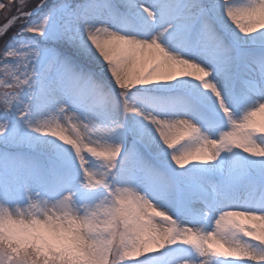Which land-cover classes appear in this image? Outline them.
I'll return each instance as SVG.
<instances>
[{
    "label": "snow or ice",
    "instance_id": "snow-or-ice-1",
    "mask_svg": "<svg viewBox=\"0 0 264 264\" xmlns=\"http://www.w3.org/2000/svg\"><path fill=\"white\" fill-rule=\"evenodd\" d=\"M0 16V200L135 187L159 211L141 202L81 264H113L117 240L120 264H139L145 232L180 230L169 219L183 234L149 256L182 246L183 264H264V0H0ZM154 85L182 91L130 102ZM68 126L90 134L98 176ZM35 256L15 234L0 241V264L48 259Z\"/></svg>",
    "mask_w": 264,
    "mask_h": 264
},
{
    "label": "clouds",
    "instance_id": "clouds-1",
    "mask_svg": "<svg viewBox=\"0 0 264 264\" xmlns=\"http://www.w3.org/2000/svg\"><path fill=\"white\" fill-rule=\"evenodd\" d=\"M258 117L259 122H264V111H260ZM66 133V142L71 140L79 146L80 158L88 165L89 177L98 176L97 161L85 156L93 143L88 131L83 128L77 131L68 126ZM189 146L195 147L194 144ZM95 147L99 150L101 145L97 143ZM92 186L102 187V182ZM141 202L146 203L153 213L159 211L156 205L147 200L143 191L135 187H116L105 196L86 203L68 194L50 198L34 190L30 199L15 204L0 200V241L15 234L25 249H31L36 254L37 261H41L42 257L48 258L42 264H49L53 259L56 264H81L95 245L107 239L110 228L119 224L123 232L124 220L129 213L139 210ZM159 214L169 219L162 212ZM169 224L180 230L175 234L166 229L145 232L132 258L138 260L139 264H151L155 257L148 255L149 249L159 250L163 244L179 239L183 234V226L170 219ZM185 242H188L187 239ZM112 260L113 264H120L119 240ZM28 264H32L31 259Z\"/></svg>",
    "mask_w": 264,
    "mask_h": 264
},
{
    "label": "rangeland",
    "instance_id": "rangeland-1",
    "mask_svg": "<svg viewBox=\"0 0 264 264\" xmlns=\"http://www.w3.org/2000/svg\"><path fill=\"white\" fill-rule=\"evenodd\" d=\"M115 2H119V0H115ZM4 23V17L0 16V25H2ZM0 71H2V69H0ZM179 82H177L178 84ZM147 92L148 95H152V96H158V97H162V98H167V97H171L173 95H175L177 92L182 91L180 88L177 87V85H154L151 87V89L148 90H133V92L130 95V102H136L137 99L144 94V92ZM0 111H2V109H0ZM4 119V115L3 113H0V120ZM138 118L133 116H130L129 120L130 122H135ZM260 117H257V120H259ZM11 121L13 126H17L18 123H22L20 121L17 120L16 115L13 114L11 116ZM224 130H227V125L225 124ZM230 130V129H229ZM209 135H218V132H209ZM0 149H3V145H0ZM9 151H19L20 153L24 154V153H28L31 150L28 149L27 147H24L22 149L16 150V149H9ZM36 155L39 156L41 161L46 162L48 157L47 154L41 150L38 151L36 153ZM91 159V158H90ZM95 163V162H94ZM82 180V177H81ZM4 181V171L2 168H0V184H2ZM77 190L79 189V184L74 186ZM3 194V193H0ZM101 197L100 193H97L94 197H92L91 199L97 200L98 198ZM185 226H191V225H185ZM257 228H261V225H256ZM189 258V251L186 250L184 247L182 246H174V247H170L169 249H166L164 252L159 253L156 255L155 260L153 261V264H181V261H184L186 259ZM132 264H134V262H132Z\"/></svg>",
    "mask_w": 264,
    "mask_h": 264
},
{
    "label": "bare ground",
    "instance_id": "bare-ground-1",
    "mask_svg": "<svg viewBox=\"0 0 264 264\" xmlns=\"http://www.w3.org/2000/svg\"><path fill=\"white\" fill-rule=\"evenodd\" d=\"M244 223H245V224H249V222H248V221H244ZM256 225H259V224H256Z\"/></svg>",
    "mask_w": 264,
    "mask_h": 264
}]
</instances>
